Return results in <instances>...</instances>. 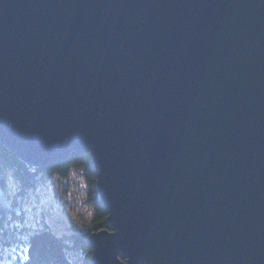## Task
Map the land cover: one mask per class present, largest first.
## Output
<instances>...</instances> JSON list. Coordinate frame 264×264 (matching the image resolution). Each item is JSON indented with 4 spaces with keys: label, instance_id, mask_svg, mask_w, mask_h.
I'll return each mask as SVG.
<instances>
[{
    "label": "water",
    "instance_id": "1",
    "mask_svg": "<svg viewBox=\"0 0 264 264\" xmlns=\"http://www.w3.org/2000/svg\"><path fill=\"white\" fill-rule=\"evenodd\" d=\"M0 143L89 153V264H264V0H0Z\"/></svg>",
    "mask_w": 264,
    "mask_h": 264
},
{
    "label": "trees",
    "instance_id": "2",
    "mask_svg": "<svg viewBox=\"0 0 264 264\" xmlns=\"http://www.w3.org/2000/svg\"><path fill=\"white\" fill-rule=\"evenodd\" d=\"M26 170V165L17 158L16 154L8 151L5 146L0 143V172L17 179L19 182H24ZM70 170H74V173H77L78 177L82 180L85 191V202L87 203L86 207L90 208L89 217L85 218L82 222V228L84 229L80 231L72 230L70 232L60 233V235H56L50 230H42V233L33 234L30 237L28 235V242L27 239L22 237V248L24 249L26 245L25 253L11 264H89L92 248L84 243L86 237L90 232L101 229L111 231V226L107 221L108 213L97 194V175L89 153L81 155L71 152L66 159L51 165L49 168H42L40 171H43L42 173L45 176L52 175L53 172H58L62 178L68 179L71 175ZM37 183L38 182L35 184L25 183V186L22 185L20 187L24 190V187L32 188L35 187ZM0 225V232L2 236H7V240L24 236V233L21 232L20 229L19 231L17 230L16 227L18 225L14 223L13 225H15V227L11 225V222L8 226L7 222H2ZM22 225L23 224L20 222V227ZM64 241L67 242V244H65ZM6 243L7 242H4V244ZM68 257L72 258V261L70 259L68 260ZM120 259L123 260L124 258L120 256Z\"/></svg>",
    "mask_w": 264,
    "mask_h": 264
},
{
    "label": "rangeland",
    "instance_id": "3",
    "mask_svg": "<svg viewBox=\"0 0 264 264\" xmlns=\"http://www.w3.org/2000/svg\"><path fill=\"white\" fill-rule=\"evenodd\" d=\"M74 172V170H70V177L68 179H65L62 178L58 172H53L52 175L45 176L41 175L40 173L36 174L35 171L34 180L28 182L25 179V181L28 184H35L36 182H38L36 186L32 187V190H28L24 187V190L28 192V200L30 201L28 207L33 205V207L36 209L35 213L31 214L29 210H24V212H21V214L23 215L22 218H18V216H12L7 221L4 219L0 220V224L2 222H7L8 226L10 222L11 225H13L14 223L15 225H18L16 227L18 231L20 228H28L29 230L31 228H36L34 232L29 234V237L33 234L42 233V230H50L57 235L64 232H70L72 230L80 231L81 229H84L82 228V222L85 218L89 217L90 208L86 207L87 203L85 202V191L82 184L83 182L78 177V174ZM0 174H2L4 177L2 182L4 185L3 190L6 198L9 200V203L14 202L15 200H19L22 204V201L19 198L15 199L14 201L12 200L13 196H15L14 193L16 192V189L19 188V186H25L26 184L24 182H19L17 179L12 178L11 176H7V174L5 176L3 172H0ZM5 183L7 184V187ZM37 211L40 213H36ZM41 214H43V216L40 219ZM20 222L24 224L21 227ZM15 225H13V227H15ZM110 232H113V230H111ZM22 237H24V239H27L28 235L24 234V236H21V240L23 239ZM65 244H67V242H65ZM25 247L23 249L21 243V246L17 248L19 253L21 252L19 256L25 253ZM11 249L12 248L10 247V252ZM11 254H7V249L0 245V259L7 258L9 260ZM14 255L15 257H13ZM17 256L18 255L15 253L12 254L10 260L13 258L18 259ZM70 257H68V260L70 259L72 261V258ZM8 260H6L4 264L12 263H8Z\"/></svg>",
    "mask_w": 264,
    "mask_h": 264
},
{
    "label": "bare ground",
    "instance_id": "4",
    "mask_svg": "<svg viewBox=\"0 0 264 264\" xmlns=\"http://www.w3.org/2000/svg\"><path fill=\"white\" fill-rule=\"evenodd\" d=\"M5 176H6V175H5ZM3 179H4V177H3ZM5 184H6V183H5ZM6 187H7V184H6ZM14 194H15V196H13V200H12V201H14L15 199L19 198V199H21L22 204H21L20 201H19V203H20V210H19V213H18V214H12L11 217H12V216H18V218H22L23 215L21 214V212H22V211L24 212V210H27V211L29 210V212H30L31 214H32V213H35L36 209L33 207V205H31V206L28 207L30 201L28 200V194H27V192H26L25 190H23V188H21V187L19 186V188L16 189V192H15ZM8 201H9V200H8ZM16 202H17V200H15L14 202L10 203V206H11V207L15 206ZM21 205H22V206H21ZM36 213L39 214L40 212L37 211ZM42 216H43V214L40 215V219L42 218ZM39 221H40V220H39ZM23 225H24V224H23ZM37 228H38V227H37ZM34 230H36V228H31L30 230H29L28 228H20V231L23 232L24 234H27V235H29L30 233L34 232ZM90 233H91V232H90ZM90 233H89V234H90ZM57 235H60V234H57Z\"/></svg>",
    "mask_w": 264,
    "mask_h": 264
},
{
    "label": "flooded vegetation",
    "instance_id": "5",
    "mask_svg": "<svg viewBox=\"0 0 264 264\" xmlns=\"http://www.w3.org/2000/svg\"><path fill=\"white\" fill-rule=\"evenodd\" d=\"M42 168H39V169H36L35 171H36V174H41V175H43V171L41 172L40 170H41ZM24 182L26 183V184H28L26 181H25V175H24ZM3 189H4V185H3ZM28 190H32V188H27ZM11 217V216H10ZM10 217H8V218H4V220H9V218ZM19 237V236H18ZM5 239V240H4ZM17 241V242H16ZM4 242H7L6 244H4ZM21 238H17L16 239V237L15 238H12V239H9V240H7V236H2V234H1V232H0V245H2V247H4L5 249H7V254H19V251H18V247H20L21 246ZM12 248L11 249V252L9 251V248ZM9 251V252H8ZM12 254H11V256H12ZM11 256H10V258H11ZM8 257V256H7ZM13 257H15V255L13 256ZM17 257H19V255L17 256ZM10 258H9V260L7 259V258H2V259H0V264H4L5 262H6V260H8V263L9 262H14L17 258H13V259H11L10 260ZM1 261H2V263H1Z\"/></svg>",
    "mask_w": 264,
    "mask_h": 264
}]
</instances>
